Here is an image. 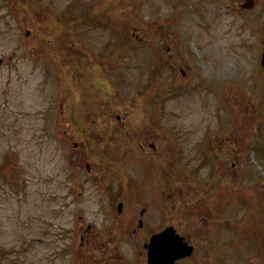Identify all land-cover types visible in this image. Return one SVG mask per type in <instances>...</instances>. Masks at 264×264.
<instances>
[{
    "label": "rangeland",
    "instance_id": "obj_1",
    "mask_svg": "<svg viewBox=\"0 0 264 264\" xmlns=\"http://www.w3.org/2000/svg\"><path fill=\"white\" fill-rule=\"evenodd\" d=\"M246 1L0 0V264H97L78 255L77 230L110 227V179L102 189L69 171L59 105L84 96L60 79L69 40L104 60L120 104L140 91L163 107L172 168L200 189L229 171L226 236H203L199 264H264V0L242 12ZM219 198H205L211 211ZM115 237L107 264H145L140 236Z\"/></svg>",
    "mask_w": 264,
    "mask_h": 264
},
{
    "label": "flooded vegetation",
    "instance_id": "obj_2",
    "mask_svg": "<svg viewBox=\"0 0 264 264\" xmlns=\"http://www.w3.org/2000/svg\"><path fill=\"white\" fill-rule=\"evenodd\" d=\"M241 9L242 12L250 10ZM46 29L47 26L41 22L35 25V40L41 42ZM68 42V47L62 48L61 59L65 65L64 73H59L62 86L71 85L68 81L71 80L73 87L81 85L84 94L77 103L59 105L60 114L66 113L65 138L72 144L70 155L73 158L70 159L69 171L72 170L73 178L84 171L88 180L99 184L102 189L112 190L113 200L109 206V228L102 232L95 231L91 225L78 228V255H84L97 264L105 258L104 264H107L112 259L117 260L115 236H140L141 240L137 241H142V253L147 264L145 245L151 236L172 228L192 248L188 257L173 264H199V256L209 255L208 249H197L203 236H213V240L215 236H226L229 171L224 169L219 178L212 175L208 188L200 189L191 174L172 168L174 142L167 134L163 107L148 104L149 95L140 91L132 104H120L106 79L104 60L88 56L90 54L81 42L80 45L72 40ZM58 49L61 51L60 46ZM94 62L100 74L89 76L85 66L95 68ZM104 179H110V186L103 187ZM140 189L146 193L144 200L138 199ZM213 192L220 197L216 203L213 201V206L217 204L215 211H211L205 199ZM78 219L82 221V218ZM99 251L105 257L97 255Z\"/></svg>",
    "mask_w": 264,
    "mask_h": 264
},
{
    "label": "water",
    "instance_id": "obj_3",
    "mask_svg": "<svg viewBox=\"0 0 264 264\" xmlns=\"http://www.w3.org/2000/svg\"><path fill=\"white\" fill-rule=\"evenodd\" d=\"M252 7V0H247L244 8ZM29 33L27 32L26 35ZM1 63V60H0ZM261 65L264 67V47L261 53ZM147 248V264H173L175 261L188 257L192 248L176 235L172 228L151 236Z\"/></svg>",
    "mask_w": 264,
    "mask_h": 264
},
{
    "label": "trees",
    "instance_id": "obj_4",
    "mask_svg": "<svg viewBox=\"0 0 264 264\" xmlns=\"http://www.w3.org/2000/svg\"><path fill=\"white\" fill-rule=\"evenodd\" d=\"M20 9H21V8H20ZM26 15H27V12H26ZM43 23H44V22H43ZM51 24H53V23H51ZM45 41H47V40H45ZM60 50H61V51H63V49H62V48H61ZM61 51H60V53H61V54H60V53H59V54H57L59 57H63V54H62V52H61Z\"/></svg>",
    "mask_w": 264,
    "mask_h": 264
}]
</instances>
